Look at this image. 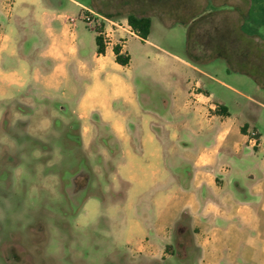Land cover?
<instances>
[{
	"label": "rangeland",
	"instance_id": "374dc122",
	"mask_svg": "<svg viewBox=\"0 0 264 264\" xmlns=\"http://www.w3.org/2000/svg\"><path fill=\"white\" fill-rule=\"evenodd\" d=\"M77 1L88 7L91 3ZM95 4L114 21L125 20L128 13L149 16L150 41L199 69L202 73L179 64L181 72L197 76L203 90L223 101L232 115L264 131V86L251 74L233 71L228 59L214 52L227 33L230 39L224 45L241 51V61L264 64V26L259 28L261 37L252 29L264 0H95ZM72 6L77 17L85 12ZM242 24L253 35L241 32ZM256 79L262 82L261 74ZM161 85L163 81L157 86ZM62 103L25 91L1 105L0 264L208 261L199 246L202 239L196 236L207 223L197 222V215L181 205L159 206L156 187L131 191L128 171L120 170L123 147L110 129L90 131L70 110H62ZM172 169L176 177L182 175L181 169ZM230 251L233 257L225 259H234V264H260L264 259L261 250Z\"/></svg>",
	"mask_w": 264,
	"mask_h": 264
},
{
	"label": "crops",
	"instance_id": "0c3cea01",
	"mask_svg": "<svg viewBox=\"0 0 264 264\" xmlns=\"http://www.w3.org/2000/svg\"><path fill=\"white\" fill-rule=\"evenodd\" d=\"M72 5L90 9L77 0H0V109L25 91L62 99L61 109L90 131L110 129L123 147L120 170L128 171L131 191L156 187L159 206L181 205L207 223L196 234L210 258L204 264L236 263L225 259L230 250L264 253V131L181 72L184 63L202 73L150 33L143 39L114 27L113 45L98 54L96 31L69 20ZM115 46L128 64L116 62Z\"/></svg>",
	"mask_w": 264,
	"mask_h": 264
},
{
	"label": "trees",
	"instance_id": "16d2710c",
	"mask_svg": "<svg viewBox=\"0 0 264 264\" xmlns=\"http://www.w3.org/2000/svg\"><path fill=\"white\" fill-rule=\"evenodd\" d=\"M89 7L96 9V10H94L91 8L95 12L101 14L100 12H98V7L95 4V0H91ZM101 15H103V14H101ZM109 17H110L109 19L114 18V16H109ZM124 18L127 20L129 25L131 26V28L133 29V31L137 35H139L143 39L147 38V36L149 35L150 30H151V18L149 16H147V15H136L134 13H128ZM254 23H255V27H252L253 32H256L257 33L256 35L261 37L262 35L259 31V28L264 26V6L261 7V11L257 13V21L256 22L254 21ZM248 27H251V26L249 25ZM189 30H190V28H189ZM240 31L243 32L244 34L246 33L248 35H253V32L248 31L246 25H244V24H242V26H240ZM225 34L226 35L222 36V39H220V45L214 51L215 55L226 57L228 59V63L231 65V69L233 71H237V72L244 73V74H251L254 76V79L257 83H260L264 86V64L261 65L260 63H258V64L254 63V64L250 65V63H248L246 61H241L240 60V58H242V52L241 51H240L241 53L237 52L235 50L234 46H228L227 47L226 45H224L226 43V40L230 39L229 34H227V33H225ZM210 35L207 36L208 39L211 38ZM95 42H96V46H97L96 52L98 54L103 53L104 52V44L102 42V38L99 35H96ZM113 51L115 53V60L117 63H119L121 65L128 64L129 56H127L125 54H120L119 46H115L113 48ZM233 65H240V67L235 68ZM257 74H261L262 82H260L258 79H256Z\"/></svg>",
	"mask_w": 264,
	"mask_h": 264
},
{
	"label": "built area",
	"instance_id": "2783aa9c",
	"mask_svg": "<svg viewBox=\"0 0 264 264\" xmlns=\"http://www.w3.org/2000/svg\"><path fill=\"white\" fill-rule=\"evenodd\" d=\"M79 19L83 21L87 26L91 27L93 30L96 31L97 35H99L102 38V42L104 44V47H108L113 45V28L121 29L124 33L127 34H133V29L127 22V20H123L124 23H121V21H114L112 19H109L97 12H95L92 9L85 10L84 13H81L77 16L70 17L69 20L73 22L75 19ZM104 24L110 25V30H106L104 27ZM125 37L120 36L118 39V44H123ZM120 52V51H119ZM255 132H251L250 137V143L253 145L255 144L256 138H255Z\"/></svg>",
	"mask_w": 264,
	"mask_h": 264
}]
</instances>
